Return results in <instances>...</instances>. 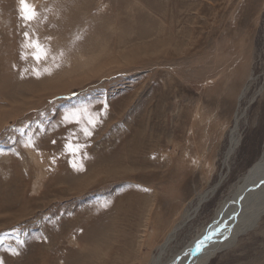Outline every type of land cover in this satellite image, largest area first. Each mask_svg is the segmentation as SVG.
<instances>
[{"label": "rangeland", "instance_id": "374dc122", "mask_svg": "<svg viewBox=\"0 0 264 264\" xmlns=\"http://www.w3.org/2000/svg\"><path fill=\"white\" fill-rule=\"evenodd\" d=\"M28 3L0 0V264H150L218 187L181 251L264 161V0ZM263 233L209 264H264Z\"/></svg>", "mask_w": 264, "mask_h": 264}, {"label": "bare ground", "instance_id": "6f19581e", "mask_svg": "<svg viewBox=\"0 0 264 264\" xmlns=\"http://www.w3.org/2000/svg\"><path fill=\"white\" fill-rule=\"evenodd\" d=\"M247 91L248 89L245 95ZM240 119L237 117L231 134V145L225 161V164L228 163V168L240 144V137L237 136ZM245 180L242 189L239 186L235 187L231 196L218 204L210 222H206V225L195 230L193 238L181 251L171 253V244L177 240L179 233L197 217L204 204L215 197L218 187L199 195L197 202L190 203L185 209L181 222L179 221L180 224L172 228L163 241L164 243L159 246L157 254L153 257L152 253L153 259L150 264H209L217 254L233 248L241 236L255 229L264 216V161L251 175H247ZM200 241H203V246L200 251H197L196 247ZM209 241H216V243L208 245Z\"/></svg>", "mask_w": 264, "mask_h": 264}, {"label": "snow or ice", "instance_id": "6c2138e0", "mask_svg": "<svg viewBox=\"0 0 264 264\" xmlns=\"http://www.w3.org/2000/svg\"><path fill=\"white\" fill-rule=\"evenodd\" d=\"M19 3L21 5V8H20V13H21L20 19L22 21H24V23L27 25L31 21L36 19L38 13L36 12V9L28 3V0H19ZM23 35H24L25 39H30L28 32H24ZM29 46L34 49L33 56H34V59H36L37 62H39L42 59H46L47 58L48 49H46L42 44H40L39 40H31ZM89 123L92 124V126H95V121H89ZM82 130L85 132L86 136H90L91 135V132L87 128L82 129ZM53 143H55V141H53ZM205 239H207V237ZM202 246H203V241L198 242L196 250L200 251Z\"/></svg>", "mask_w": 264, "mask_h": 264}]
</instances>
